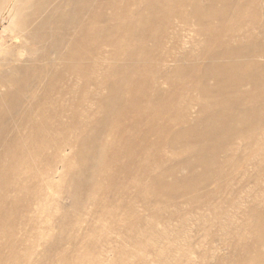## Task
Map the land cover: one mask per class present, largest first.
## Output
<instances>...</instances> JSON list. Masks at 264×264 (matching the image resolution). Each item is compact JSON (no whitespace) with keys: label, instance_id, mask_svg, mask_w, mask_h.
Listing matches in <instances>:
<instances>
[{"label":"rangeland","instance_id":"374dc122","mask_svg":"<svg viewBox=\"0 0 264 264\" xmlns=\"http://www.w3.org/2000/svg\"><path fill=\"white\" fill-rule=\"evenodd\" d=\"M178 1L167 2L168 5L163 3L162 13L165 11L166 18L157 28V32L161 31L155 38L147 36L148 49L142 57L147 64L146 80L151 83L146 99L152 103L148 115V128L152 132L146 141H139L137 145L153 147L144 158L150 175L156 170L162 175L159 187L149 181L141 182L140 187L145 190L142 199L137 197L134 189L127 196L120 195L116 189L107 194L109 196L104 197L102 203L109 202L121 208L116 216L117 225L110 220L114 217L113 207L100 211L103 214V221H100L94 214L98 213V205L94 203L73 218L74 230L56 228L63 213L62 205L69 203L60 192L68 181L60 161H67L66 166L71 171L76 168L75 160L71 159L76 147L63 149V142H74L77 134V129L68 127L98 124L93 119L98 117L95 99L104 93L99 79L100 76L109 77V69L103 60L109 59L111 50L96 41L99 49L94 55L91 52L94 57L89 55L90 50L79 55L81 61L89 56L86 58L89 70L85 68L77 76H67L69 83L58 87L70 89L72 95L65 99L53 95L50 103L44 106L55 111L67 108L73 114L68 112L65 116L45 119L48 128L40 133L38 141L24 142L35 152L30 158L22 157L17 147L10 151L16 161L22 160V165H18V174L8 177L10 190L0 192V264H252L253 253L264 248H260L257 238L258 216L264 214V131L252 143V139L240 136L230 140L223 133L214 138L207 136L205 129L212 113L220 109L222 101L231 98L222 100L216 93L219 78L213 74L204 75L205 63L210 55L223 52L225 44H220L227 38H216L217 33L211 39L205 36L190 16L191 2L179 6ZM12 2L0 0V52L3 55L15 42L4 32L6 23L3 20V14ZM204 4H201L203 10L207 8ZM140 6L127 4L132 13ZM181 12L189 19H179L176 14ZM233 21L231 19L229 27L238 23ZM231 30H227L229 35ZM147 33H143L140 41ZM130 43V47L138 44L137 41ZM90 45L92 47L91 42ZM96 46L92 48L97 49ZM15 53L12 65L28 57L25 49ZM205 53L207 58H204ZM8 66L0 65V71ZM78 100L85 101L79 106ZM2 116L0 113V118ZM109 142L113 144V139ZM197 142H201L207 153L212 151L209 155L216 154V161L205 169L199 164L186 166L193 160ZM4 152L0 146V171L17 165L16 161L5 159ZM56 165L58 169H55ZM37 172L45 173L47 180H32ZM135 176L138 178L137 173ZM193 176H196L194 183L186 187L188 183L184 179L192 181ZM111 178L112 174L97 181L111 186ZM1 182L0 179V187ZM51 185L55 199L50 198L53 195H43ZM122 185H125L124 178L118 182V186ZM253 207L258 208L257 212ZM140 220L142 225L137 227ZM251 220L252 224H249ZM55 237L61 239L62 246L57 251H48L47 247Z\"/></svg>","mask_w":264,"mask_h":264},{"label":"bare ground","instance_id":"6f19581e","mask_svg":"<svg viewBox=\"0 0 264 264\" xmlns=\"http://www.w3.org/2000/svg\"><path fill=\"white\" fill-rule=\"evenodd\" d=\"M176 1L178 0H13L11 7L3 14L6 23L4 32L15 39L12 40L15 42L9 51L4 52V55L0 52V55H3L0 65H9L6 70L0 71V113H3L0 118V146L5 150L4 158L7 160H17L16 156L10 153L13 147H17V152L22 157L30 158L31 153L35 154L24 142L38 141L40 133L48 128L45 119L65 116L68 112L73 114L72 110L67 108L55 111L49 106L48 109L44 106L50 103L53 95L58 99L72 95L70 89L58 87L69 83L67 76H77L85 68L89 70V66L86 67V58L89 56L83 57L81 61L79 55L89 50V55H92L91 52L93 55L97 53L99 45L96 46V41L111 50L109 59L103 60L109 69V79L107 76H100L99 83L102 81L100 85L103 84L104 93L95 99L98 117L93 119L97 120L98 124L94 127H76L72 124L68 128L77 129L74 142H63L64 151L76 147L71 154L76 168L71 171L66 166L67 161H60L62 170L68 176V181L64 188H60V192L69 199V203L62 205L63 213L56 222L58 230H74L73 218L94 203L98 205V213L94 212L97 218H94L103 221L100 211L113 207L114 217H110V220L117 225L119 220L116 216L121 208L120 205L117 207L108 204L109 202L102 203L103 198L109 196L107 194L116 189L120 195L127 196L134 189L137 197L142 199L145 190L140 187L141 182L149 181L159 187L162 175L157 173V170L155 174L150 175L144 158L147 153L153 151V147L147 144L137 145L139 141H146L152 132V129L148 128L152 103L146 99L151 83L146 80L144 72L147 71V64L142 57L148 49L145 42L147 36L155 38L161 31L160 29L157 32V28L160 27L162 19L166 18L165 11L162 13L163 3ZM120 2L123 3L121 6ZM178 2L179 6L191 2L190 16L205 36L210 38L217 33L216 38H227L226 41H221V44L218 43L225 44V47L222 45L223 52L213 53L205 63L204 75L213 74L219 78L216 93L220 94L222 100L231 98L222 101L220 109L211 112V121L205 129L207 136L214 138L223 133L228 135L230 140L240 136L252 139L251 143L254 142L264 131V0ZM129 3L141 6L132 13L127 7ZM202 3L207 6L204 10ZM176 16L183 20L189 19V16L182 15V12ZM231 19L237 20L238 23L229 27ZM229 29H232L230 35L227 32ZM144 32L149 33L140 41ZM89 41L92 47L95 45L97 49L92 48ZM130 41H137L138 44L130 47ZM24 49L28 55L27 59L12 65L15 51ZM204 55L206 56V53ZM121 56L123 58H120ZM259 58L262 59L261 62L258 61ZM94 60L93 58L92 61ZM84 80L88 81L87 78ZM16 85L18 87L14 88ZM233 97L235 99L232 101ZM84 101L76 102L80 106ZM112 139L113 144L109 142ZM194 147L193 160L186 164L188 168L199 164L205 169L216 161L215 152L209 155L212 151L207 153L201 142H197ZM16 162L17 165L13 168L0 171V192L10 190L8 177L18 174V165H22V160ZM55 169H58L57 165ZM110 174L113 178L111 186L97 181L98 178H106ZM121 178L125 179V185L120 187L118 182ZM195 179L196 176H193L192 181L185 178V183H188L186 187L192 186ZM32 180L44 182L47 179L45 173L37 172ZM50 187L54 186L47 187V192L43 195L54 194ZM148 189L151 191V188ZM54 195L50 198L55 199ZM142 222L140 220L137 227L142 225ZM249 222L252 224V220ZM257 224V238L261 248L264 247V214L258 216ZM61 246V239L55 237L47 250L57 251ZM251 260L252 264H264V248L255 251Z\"/></svg>","mask_w":264,"mask_h":264}]
</instances>
